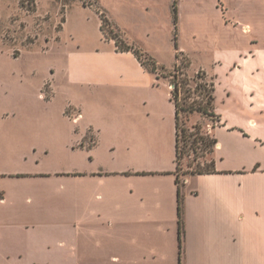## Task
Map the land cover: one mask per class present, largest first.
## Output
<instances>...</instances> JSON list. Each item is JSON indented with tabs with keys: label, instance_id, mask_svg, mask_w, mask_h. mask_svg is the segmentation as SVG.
Segmentation results:
<instances>
[{
	"label": "crops",
	"instance_id": "0c3cea01",
	"mask_svg": "<svg viewBox=\"0 0 264 264\" xmlns=\"http://www.w3.org/2000/svg\"><path fill=\"white\" fill-rule=\"evenodd\" d=\"M100 7L98 16L103 11L118 25ZM65 34L66 12L46 43H64ZM99 58L63 52L45 75L31 69L36 85L24 94L0 76V264L26 257L54 264L47 258L53 237L72 253V264H264V137L257 119L212 128V173L178 183L176 129L170 164H120L116 138L100 124L117 87L134 80L96 67ZM18 234L25 241L20 252Z\"/></svg>",
	"mask_w": 264,
	"mask_h": 264
},
{
	"label": "rangeland",
	"instance_id": "374dc122",
	"mask_svg": "<svg viewBox=\"0 0 264 264\" xmlns=\"http://www.w3.org/2000/svg\"><path fill=\"white\" fill-rule=\"evenodd\" d=\"M96 1L0 0V76L7 79V86L18 94L33 92L37 78L31 76V69L45 75L63 52L82 56L96 52L101 59L96 67L126 71L134 81L131 86L121 83L117 87L109 117L100 124L101 131L115 136L120 164L172 162L176 126L169 72L177 65L189 79L180 91L182 104L206 102L207 95L198 84L200 75L208 73L205 80H214L215 110L223 122L246 126L249 119L256 118L264 137V0H177V18L175 0H103L100 6L108 8L118 24L106 26L107 31L98 26L101 16ZM65 12L66 41L48 45L46 40L61 29ZM118 36L144 53L145 64L133 49L118 50ZM115 47L130 54H116ZM21 53L19 58L14 56ZM84 65L87 68L89 62ZM44 89L46 96L51 94L49 84ZM216 124L212 115L180 114V128L189 132L200 126L203 134L213 135ZM191 141L186 144L181 132L180 180L199 169L213 168L215 147L206 152L201 141L193 147ZM127 143H131L129 150ZM23 243L18 234V252ZM51 246L49 260L72 264V253L57 245L56 237ZM31 262L35 259L26 257L18 264Z\"/></svg>",
	"mask_w": 264,
	"mask_h": 264
},
{
	"label": "trees",
	"instance_id": "16d2710c",
	"mask_svg": "<svg viewBox=\"0 0 264 264\" xmlns=\"http://www.w3.org/2000/svg\"><path fill=\"white\" fill-rule=\"evenodd\" d=\"M176 1L174 2V10L176 13V18H177V12L178 8L176 5ZM101 18H102V30L107 31L106 26H113V23L110 21V19L107 17L105 12H101ZM109 31H112L110 29ZM116 37V36H115ZM116 45L118 50L124 51V50H131L133 49L138 58L142 60V62L145 64V61L143 59L144 53L139 50V48H135L133 45L129 44L126 40H124L121 37L118 36V38H115ZM152 70L156 71L158 70V66L155 61L152 62ZM170 76L173 77L170 83L171 86V99L174 101L175 106H176V146H177V168L179 167V161H180V156H181V132L184 133V137L186 138V144L187 142H190L192 140V136L197 134V136L191 141V147L195 145L197 142L201 141L203 144L202 149H204L206 152H211L213 151V148L216 146L217 143V138L214 135H209V134H203L201 132V127L196 126L197 131H190L189 129H181L180 128V114L181 111H186L188 113H194V112H200L203 114L207 115H212L216 118V126L221 124L222 122V117L219 113L216 112L215 110V105H214V92H215V83L212 78L211 82H208L205 80V76L207 77V74L205 75H200V78L202 79L201 83H199V88L204 91L207 95V100L206 102L203 101H193L190 104H182L180 101V91L181 88L183 87L184 84H188L189 79L186 77L185 73L183 70L180 68V66H176L173 71L169 72ZM47 98H50V94L46 96ZM199 147V145L196 146V148ZM212 169H207V170H202L199 169L193 174H201V173H212L216 171L215 168V159L212 161ZM177 181L179 183V176L177 178ZM178 212H179V237H180V245L182 246V240H183V235L185 232V226H184V219H183V200L181 198V195L179 197V207H178Z\"/></svg>",
	"mask_w": 264,
	"mask_h": 264
},
{
	"label": "built area",
	"instance_id": "2783aa9c",
	"mask_svg": "<svg viewBox=\"0 0 264 264\" xmlns=\"http://www.w3.org/2000/svg\"><path fill=\"white\" fill-rule=\"evenodd\" d=\"M79 116H80V114H78V115L75 117V120L78 119Z\"/></svg>",
	"mask_w": 264,
	"mask_h": 264
}]
</instances>
